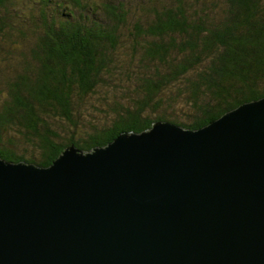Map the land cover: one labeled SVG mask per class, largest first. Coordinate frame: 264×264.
Segmentation results:
<instances>
[{
    "label": "trees",
    "instance_id": "1",
    "mask_svg": "<svg viewBox=\"0 0 264 264\" xmlns=\"http://www.w3.org/2000/svg\"><path fill=\"white\" fill-rule=\"evenodd\" d=\"M261 96L264 0H0L5 161L197 128Z\"/></svg>",
    "mask_w": 264,
    "mask_h": 264
},
{
    "label": "water",
    "instance_id": "2",
    "mask_svg": "<svg viewBox=\"0 0 264 264\" xmlns=\"http://www.w3.org/2000/svg\"><path fill=\"white\" fill-rule=\"evenodd\" d=\"M0 264H264V96L46 166L0 158Z\"/></svg>",
    "mask_w": 264,
    "mask_h": 264
},
{
    "label": "rangeland",
    "instance_id": "3",
    "mask_svg": "<svg viewBox=\"0 0 264 264\" xmlns=\"http://www.w3.org/2000/svg\"><path fill=\"white\" fill-rule=\"evenodd\" d=\"M98 116H99V114H94V117H98ZM21 147L22 148H27V147L22 146V144H21Z\"/></svg>",
    "mask_w": 264,
    "mask_h": 264
}]
</instances>
